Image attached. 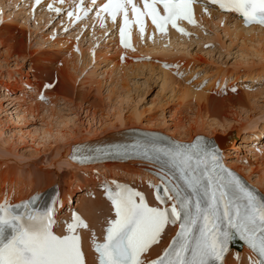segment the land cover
Segmentation results:
<instances>
[{"label":"rangeland","instance_id":"obj_1","mask_svg":"<svg viewBox=\"0 0 264 264\" xmlns=\"http://www.w3.org/2000/svg\"><path fill=\"white\" fill-rule=\"evenodd\" d=\"M5 10L10 11L11 8H4L3 12ZM9 18H12V21L17 19L22 20L12 14L9 15ZM12 21L8 24H11ZM19 26L20 25L14 26L15 32L13 35H6L0 38V104L3 106V112H0V155L3 154V156L8 157L7 160H9L8 163H6V158H0V190L6 185L7 188L5 187L4 190L7 192H22L24 190L33 189L31 187L35 185L36 182H46L49 178L50 181H48L51 182V179L56 180L57 178L58 182L48 187L57 186L60 188V191H63V193L61 191L62 195L65 194L67 199H69V201L63 199L66 202L61 205L59 210L61 214H65L70 210L71 212L69 215L71 217L76 214L82 216L77 202L79 204V199L92 200V192L88 198H86L85 192L93 190L95 193L94 183L95 185L99 183L102 184L105 177L111 179L115 176L117 178L119 177L118 179H123V176L127 174L121 169L116 171L115 169H101L98 171H88L85 175L78 171L80 173L79 175L73 168H67L65 165L58 164L57 154L59 155V151H61L62 142L58 140L53 141V139H51V142L47 141L46 143V141L43 142L44 140L38 139L40 138L39 134L42 133L41 131L50 127V125L47 127L45 126L47 123L46 121L49 120H47L45 116L42 118L40 111H34L24 116L17 113L21 118L12 121V119L10 120L9 114L12 110L16 109L17 106H20L19 108L21 110L24 108L32 112L37 108L36 106L34 107L37 103L41 105L39 110L42 108L46 109L49 101L50 107L48 110L50 112H54L58 116L66 117V119L78 120L76 125L79 129L81 128L80 132L82 135L87 133L86 135L90 138L93 133L92 131L87 132L86 129H93L92 127H94V122L89 123L92 111V114L102 117L103 120H109L110 118L113 120L116 115H120L124 119L130 118V114L135 112L137 114L135 116L141 115V118H143L142 120L161 124L163 126L161 129L167 131V129L174 130L173 126L177 124L183 125L192 122V118L195 116L199 119L200 117L198 116H202V113H204V116L210 115V120L216 121L217 119L219 122L223 121L233 124L237 121V115L241 114L242 117L248 116V118L253 117L260 111V108L262 109L264 107V62H260V57L254 55L256 50H261V47L258 46L253 49L252 46L255 44L249 41L245 43V46L240 37H235L233 28L230 27L229 24H225V22L219 23L220 29L218 28L216 30L213 36L214 39L211 41L212 43L206 41L205 39L207 38H205L203 42L200 41L196 43V40L199 39L201 35L205 36L209 33L206 27L204 28L205 30L197 32V35L194 34L187 40V42L190 41L189 47H182L181 52L177 54L184 56V59H182L185 60L184 70L181 72L179 71L180 65L166 68L172 71L170 78L173 79L172 81L174 84L177 83L185 87L189 86L188 88L194 93H202L203 95H209V97L217 99V102L216 100L215 102H211V104L209 102V106H206L204 109L202 104H199V106L201 105L202 107L201 109V107L198 106V101H195L193 98L191 100L186 98L185 100L184 97L179 98L175 96V94L172 93V88L174 87L168 82V84L165 83L168 86L163 85L164 83H162L163 81L160 79V77L164 76L162 72L165 73L168 71L160 70L158 66L156 67L154 64L149 63V60L146 61L147 63L131 64L127 68L115 70L114 72L111 71L109 65L107 66L103 56H98L99 58L97 57L91 61L85 59L84 61L88 63L86 65H80V61L75 60L73 54V52H76L72 49H67L68 46H70L68 43L67 45L64 44L65 46L63 47H58L59 50L58 48H47V46H42L37 49L36 43H38L40 37H38L37 40H33L35 33L29 30V28L23 29ZM50 26L51 25H47L43 33L48 34L49 30L51 31L54 28V26L52 28ZM228 29H230V32L228 31L229 34H226ZM39 31H41L40 28L36 30V32ZM59 38L58 35H55L52 37V40L54 41ZM99 47L100 45L98 48ZM15 49L20 51V53L15 54ZM65 50H67V52ZM44 52L45 55L47 54L46 56H44ZM182 52H184V54ZM196 55H200L203 58L197 57ZM156 57L157 56H150L153 63H155ZM243 58L250 63L245 65L242 60ZM235 62L237 64L241 62L243 65H235ZM73 65L77 66L74 67L77 69V73H80L76 80L74 79L75 82H73L71 78V72H67V70L64 71V74L67 75V82L74 86V91H69V94L72 95L66 92L68 96L60 93L59 95L62 96L58 97L57 95L49 93L47 100L45 98H38L31 101L30 96L28 97L27 95L29 93L25 94L28 89L25 85L39 86L40 83L42 84L43 82L49 81L51 82L50 89L52 90L57 84L56 79L51 80L52 77L57 74L52 71V69H64L65 66H70L72 68ZM136 67H139L140 70L134 69L131 71L132 68ZM48 69L51 71L49 72ZM150 69H155V73L151 74V72H149ZM168 73L170 74V72ZM242 76L244 80L240 78ZM249 76L256 78L254 82L258 81L256 83L252 82ZM36 78H42L43 81L39 82ZM236 81H241V83H236ZM98 83L102 85L99 84L98 86ZM194 87L197 88L194 89ZM245 87H250L252 89H248L247 91L244 89ZM248 93H255L257 95V98L254 99L255 102H248L246 96ZM46 94L48 95V92ZM61 97H65V100ZM214 103H216V105ZM56 110H58V112H56ZM76 117H78V119H76ZM189 119L191 121H189ZM42 120H45V122H43L44 124ZM67 126L73 127V123L68 122ZM119 127L120 126L117 124L115 128L108 127V129H102L99 134L105 131L104 134L109 132H122L121 129H118ZM263 130L264 126H262L261 130L255 132V136L250 134L248 136L249 138L245 140V143L240 146L241 150H235L238 155L235 156L234 154L231 156L227 154L228 152H232V149L225 153L228 157H231L230 161H236L237 165H247V167L253 170L255 169L256 171H253L251 177L253 179H258L260 175L262 179L259 178V180H263L264 177L261 175V172L264 173V163H261L260 160L257 162L252 160L251 155L255 153L248 149V147L252 149L251 143L255 141L253 140L252 142V136H262L260 141H264ZM21 135L28 136L29 138H24L20 141L19 137H21ZM243 136L244 134L240 133L237 139H242ZM39 140L42 142H39ZM56 142L60 144V146L57 145ZM216 142L220 147L224 146L222 144L224 140L220 137L217 138ZM237 143L241 142L239 141ZM262 156L264 155L262 154ZM239 159H243V162H240ZM247 161H249V164ZM11 183L14 184L12 189L9 187L12 186ZM48 187L44 188L49 189ZM56 190L59 191L58 189ZM96 190L101 192L102 188L97 187ZM261 191L263 190L261 189Z\"/></svg>","mask_w":264,"mask_h":264},{"label":"snow or ice","instance_id":"obj_2","mask_svg":"<svg viewBox=\"0 0 264 264\" xmlns=\"http://www.w3.org/2000/svg\"><path fill=\"white\" fill-rule=\"evenodd\" d=\"M92 2L95 4V0ZM142 2L141 9L133 0H107L97 11V16L107 13L113 23L117 16L123 18L119 28L122 46H130L125 39L131 23L129 9L141 36L144 17H150L161 33L171 24L187 35L183 28L177 27V21L194 23L193 0ZM211 3L223 11L238 14L245 26L253 23L264 26V0H211ZM68 15L71 17L72 13ZM153 151L162 150L154 148ZM164 154L179 170L182 183L161 179L156 199L164 207H151L141 193L119 185L115 191L108 192L115 218L107 221L103 243L93 241L98 264H145L142 254L159 242L168 224L178 222L176 236L161 256L149 264H222L234 233L264 257V200L224 168L215 150L204 142L178 145L175 151ZM34 205V198L21 205L0 202V264H86L77 229L88 225L73 215L72 222L62 226L69 234L56 235L54 207L39 211ZM257 264H264V260Z\"/></svg>","mask_w":264,"mask_h":264},{"label":"bare ground","instance_id":"obj_3","mask_svg":"<svg viewBox=\"0 0 264 264\" xmlns=\"http://www.w3.org/2000/svg\"><path fill=\"white\" fill-rule=\"evenodd\" d=\"M18 1H21L20 3H23L21 7L18 6ZM54 2L56 3L55 7H56V9H59V12H57V11L52 12L51 10L43 11L42 8L44 7L45 4H42L39 8L36 9V11L34 13H31L27 9V6H29V3L27 0H10V1L9 0H0V38L4 37L6 35H13L15 32L14 26L20 25L23 29L29 28V30H32L33 33H35L33 40H37L38 37H40L38 43H36L37 49L41 48L42 46L43 47L47 46V48L49 47V48L54 49V48H58V47H63V46H65L64 44L67 45V43H68L71 47L68 46V48H67V46H66V48L72 49L73 51L76 52V53L73 52V54H74L75 60L80 61V63H81L80 65H82V64L86 65L88 63L87 61H84L85 59L88 61H91V60L96 59L98 56H103L104 61L107 63V66L109 65V67H111L112 72H114L115 70H121V69L127 68L131 64L147 63L145 61L147 58L143 57L144 55H146V56H148V55L157 56V58L159 59V61L155 62L157 64L153 63L152 59L149 60V63L154 64V66H156V67L158 66L160 68V70L170 72V74H169L168 72L164 73L161 71L164 74V76L160 77V79L163 81L162 82V83H164L163 85H167L168 83H170L172 85V87H174V88H172V87L171 88H172V93L175 94V96H177L179 98L184 97L185 100H186V98L190 99V100L193 98L195 101H198V106H199V104H202L203 109L206 106H209V102H210V104L213 101L215 102V100L217 102V99H214L213 97H209V95L206 96V95H203L202 93H199V92H198L199 94L192 92L188 88L189 86L185 87V86H180L177 83L174 84V82L172 81L173 79L170 78L172 71L167 70L166 68L164 69V67H163V64L170 63L171 65H175V63H179V65H180L179 71L181 72L182 70H184L185 60H182V59H184V56L177 55V54H179L181 52L182 47H187V46L189 47L190 41L187 42V40H189V39H184L183 36H180V37H178L176 35L171 36L170 38H172V39L169 40L168 43L165 45L167 47H170V48H167L164 46L163 42H160L157 38L152 40V38L148 34V36H147L148 41L147 42H149V44H147V42H145L146 40L143 42V45H146V47H148V48H146L145 46L142 47L141 43L138 42L134 51L125 52V51H122L119 48H117L114 40L111 37L108 39L109 40L108 43L101 45L96 50L94 48L97 45V42L91 41L87 44L86 39L81 40L82 36H80V34L82 33L83 30H85L84 32L87 31L90 33L91 39L101 38V37H104V35H107L108 29L103 30V29L96 28V26L92 27L93 22H84V23L80 22V23H78L74 20L65 21L64 18H62L58 24L61 25L62 27L66 26V28L71 27L70 29H72L71 32H73V33L65 34L64 36H59L60 37L59 39H55L53 41L52 37L55 36L56 34H60L59 33V30H60L59 26L56 24L51 25L50 27L52 28L54 26V28L51 31L49 30L48 34L43 33L45 30L44 28L48 25V22H50V20H52L54 17H57V16H58L57 18L60 17L59 15H60V12L62 10V7L64 5H66L67 3H69V1L64 0L63 6L60 4L62 2V0H55ZM4 8H11V10L10 11L5 10L3 12ZM10 14H12L15 17H19L22 20L17 19V20L12 21V18H9ZM11 21H12V23L8 24ZM202 21H203V24L206 26V29L208 30L209 33L206 34L205 36L201 35L199 37V39L196 40V43H199L200 41L203 42L205 38H207V39H205L206 41H209V42L213 41V39H214L213 36L216 33V30L219 28V23L225 22V24L227 23V24H229L230 27L233 28V31L235 33V37H240L244 44L247 43V41H249V42H252L253 44H255L252 46L253 49L258 47V46L261 47L260 51L259 50H256V52L254 50L253 51L255 52L254 53L255 56L260 57L259 58L260 62H264V49H263V47H264V29H256V28L244 29L241 27L240 23L237 20H235L234 18L220 17V18L215 19V16H212L210 14H207L205 16L200 14L199 23H202ZM35 27H37V28H35ZM39 28L41 29V31L36 32V30H38ZM193 31H196V29H194ZM228 31L230 32V29H228L226 31V34H229ZM36 35H37V37H36ZM84 45H85V47H84ZM245 46H246V44H245ZM173 49H175V50H173ZM58 50H59V48H58ZM65 51L67 52V50H65ZM14 53L15 54L20 53V51L15 49ZM182 53L184 54V52H182ZM43 54H44V56L47 55V54L45 55V52ZM121 55H122V61H119L118 57ZM19 56H20V54H19ZM70 56H72V55H70ZM196 56L203 58L200 55H196ZM242 60L244 61L245 65H248V63H250L249 61H246L244 58ZM50 62H51V60H50ZM236 62L234 63L235 65H239V66L243 65V64H241V62H238L239 64H237ZM74 66H76V65H73L72 68L70 66H65L64 69H62V68L61 69H59V68L52 69L51 68L52 71L57 73L51 79V80L56 79V83H57L56 86L54 87L55 89L54 88L52 89L53 91L50 89L51 82L49 81V82H43L42 84L40 83L39 86L38 85H35V86L25 85V87L28 88L27 92L25 94L29 93L27 95H28V97L30 96L31 99L30 98L29 99L31 101L33 99L39 98V95H40L39 91L42 87L47 88L46 93L48 92V95L45 93L46 95L44 94L45 96L43 97L46 100L49 97V93L57 95L58 97L62 96L63 94H66V92H67V94H69V91H71V92L74 91L73 90L74 86H72L71 84H69V82H67V75L64 74V71L65 70H67V72L70 71L71 73L70 72L69 73L71 75V78L73 79V82H75L76 78L79 76L80 73L79 74L77 73L78 71H77V69H75ZM81 69H83V68H81ZM134 69H139V67L132 68L131 71ZM50 71L51 70H49V72ZM149 72H151V74L155 73V69H150ZM50 76H52V75H50ZM249 77H251V76H249ZM240 78L242 79L244 77L242 76ZM255 79H256L255 77H251L250 80L252 82H254ZM37 80L39 82L43 81L42 78H38ZM242 80H244V79H242ZM257 81H255L254 83H256ZM101 82H103V81H101ZM165 83H167V84H165ZM236 83H241V81L240 82L236 81ZM99 84L100 83H98V86H99ZM100 85H102V84H100ZM196 88L197 87H194V89H196ZM244 89L248 91V89H252V88H250V87L246 88L245 87ZM60 93H62V95H59ZM69 95H72V94H69ZM172 95H171V97H172ZM246 96H247L248 102L249 101L255 102L254 99L257 98V95L255 93H248V95H246ZM61 98H63V100H65L64 99L65 97H61ZM182 100H184V99H182ZM240 101H239V103H240ZM214 104L216 105V103H214ZM35 106L37 108L35 110H33L32 112L30 110L28 111V109L26 110L24 108L21 110L19 108L20 106L19 107L17 106L16 109L13 108L14 110H12L9 114L10 120L12 119V121H14V120L16 121L17 118L19 120V118H21V116L33 113L34 111H36V112L40 111L41 115H42V116L41 115L40 116L42 118H44L43 116H45L46 119L49 120V121H46L47 123L45 124V126L47 127L48 125H50V127H49L50 129L48 127L45 130L42 129L43 130V131H41L42 133L39 134L40 138H38V137L37 138L44 140L43 142L46 141V143H47V141L49 142L51 139H53V141L58 140L59 142H62L61 151H62V149H63V151L62 152L59 151V155L57 154V156H58L57 162H59L58 164L65 165V166H67V168L71 167L75 171L81 172L83 175H85V173L88 171H92V170L98 171L101 169H115V171L121 169L127 174V175L123 176L124 178L122 177L123 179H118L119 177L117 178L115 176H113L111 179L108 177H105V179L103 180L104 182L102 184L99 183L98 185H95V183H94V186H95L94 190L96 191L95 193H97V192L98 193L95 194L93 190H91L89 192H85L86 198H88V196L92 192V194H93V197H91L92 200L79 199V204L77 202V206L80 208V211H81V213L85 219L84 222L88 225L87 228H78L77 229V232H78V234H80L81 239L83 241L82 243L84 244V248H86L87 264H93V261H92V256H94L93 248H92L93 247L92 246L93 241L98 242L103 238V236L105 234V229L107 227V221L113 219L112 217L114 214H112V208H111L112 205H111L110 200L108 199V192H112V191L116 190L115 182L116 181L124 182V183L132 185L133 187L141 188L143 190V193L145 194V196H147V199H148V202L150 203V205H155L153 197L151 196L152 191L154 189V186H153L154 180H152V178H150L148 176V174L144 171L143 168L145 167V165L143 164L142 166H139L138 161H134V162L130 161V162H127L125 164H121V163L105 164V165H102L101 167H97L95 169L81 168L77 165H74L67 158L69 151H70V147L73 144H80V143H82L84 141H88V140L96 142V143H101L102 141L112 142V141H117L119 139H122L123 136L119 135L122 132H117V133L109 132L107 134H104L106 132L105 131L104 133L99 134L100 130L108 129V127L115 128V127H117V124H118L120 126L118 129H122V128L123 129H129V128H133V127L134 128L139 127V128H144V129L149 130V131L150 130H161L163 132H168V133L172 134L173 136H176L178 139L185 138V139L191 140L194 135H198V134H204V137H206V138H211V136H213L216 133H218L219 136L220 135H228L227 136L228 138L222 139L220 137L222 140H224V143H222L224 146H222V147H226L227 151H230V149H232V152H228L227 154H230L231 156H233L235 154V156H236L238 154L235 150H241L240 146L245 143V140L249 138L248 136L250 134L254 135L256 131L261 130L262 126H264V107L262 109L260 108V111L256 115H254L253 117L248 118V116L242 117L241 114L237 115L238 116V117L236 116L237 121L234 122L233 124L229 123V122H223V121L219 122V121H217V119H216V121L210 120L211 119L210 115L204 116V113H202V116H204V117L199 115L198 117H200V118L197 119L195 116V117H193L194 119L192 118V122H190V123L186 122L187 124H183V125L177 124V125L173 126L174 130L167 129V131H164L161 129V128H163V126L161 124H155V123H152L151 121L149 122L148 120H142L143 118H141V115L135 116V115H137L135 112L130 114L131 115V117L129 116L130 118L124 119L120 115H116V117H114L113 120L111 118L109 120H103L102 117H98V115L92 114L93 113V111H92V113L90 112L91 114H90V118H89V123L94 122L93 123L94 127H92L93 129H89L87 127L88 129H86L87 132L92 131V133H93V135L91 134L92 137L90 138L88 135H86L87 133L85 135H82V133L80 132L81 128L79 129L78 126L76 125V122L78 120L75 121V119L74 120L69 119V118L66 119V117L58 116L54 112H50L48 110V108L50 107L49 101H48L46 109L42 108L39 110V107H41V105L38 103L36 105H34V107ZM199 107H201V105ZM202 107H201V109H202ZM54 109H56V108H54ZM0 112L1 113L3 112V106L1 104H0ZM56 112H58V110H56ZM5 113H7V112H5ZM17 113L21 114V116H19V114H17ZM94 113H95V111H94ZM87 114H88V112H87ZM2 118H3V116H2ZM76 119H78V117H76ZM0 120H1V118H0ZM45 120H42V123L45 122ZM189 121H191V120L189 119ZM68 122L73 123V127H68L67 126ZM230 124H232V125H230ZM235 125H237V126H235ZM83 131H84V129H83ZM38 132H37V135H38ZM263 132H264V130H263ZM240 133L244 134V136L242 139H237V137L240 135ZM254 136L251 137L252 142H253V140H255L253 143H251L252 149L250 147H248V149H250L251 151H254L256 156H255V154L251 155V159L254 160L255 162L260 160L261 163H264L263 162L264 156H262V154L264 155V144L260 141L262 136H258V135H256L257 137H254ZM24 138H29V137L25 136V135H21V137H19L20 141ZM41 140H39V142ZM239 141L241 143H237ZM23 142H25V141H23ZM56 144H57V142H56ZM57 145L60 146V144H57ZM35 146L39 147L37 145H35ZM40 146H41V144H40ZM257 149L259 150L258 152H256ZM249 153H250V151H249ZM227 154L223 153V156L224 155L227 156ZM15 157H16V155H15ZM0 158H6V160H5V162L7 161L6 163H8V161H9V160H7L8 157H4L3 154L0 155ZM229 158H231V157H229ZM242 160L239 159L240 162H243ZM247 163L249 164V161H247ZM2 165H3V163H2ZM230 166L235 167L239 171H242L245 174V176H241V174H239V173L238 174L241 177H245L246 179H248L249 183H252L257 188L258 187L261 188L263 190L262 192L264 193V177H263V180H259V178L262 179L260 175H259V178L257 177L258 179H251L252 178L251 176L253 175V171L255 169L253 170L252 168L247 167V165H243L244 167L237 165L236 161H234L233 163L231 162ZM257 169H259V168H257ZM259 171H261V170L259 169ZM262 173L263 172H261V175L264 176L263 175L264 173L263 174ZM79 175H80V173H79ZM47 181L46 182L41 181L40 183L36 182L35 185H32V187H31L33 189H28V190H24V191L20 190L22 192L10 191L14 187V184L11 183L12 186H9V187H11V189L9 190L10 194H8V195H6V193H4V188L5 187L7 188V186L5 185L0 190V202H3V200L10 202V203L11 202H19L20 199L27 198L31 195L47 193V195H49L51 197V199L53 200L52 204L58 210L57 207L59 206V202H61L63 204L66 202L63 199H65L67 201H69V199H67V196L65 194L62 195L63 191L61 190L62 191V193H61L60 188H58L57 186H52L51 188L48 187V186H51L52 184H54L55 182H58L57 178H56V180L51 179V182H49L50 180L48 182ZM97 181H98V178H97ZM3 184H5V183H3ZM102 186L104 187V189L106 188V190L104 192L103 191L100 192V191L96 190L97 187L102 188ZM44 187H48L49 189H45ZM41 188H43V189H41ZM56 189H58L59 191H57ZM54 216L58 217L55 213V210H54ZM62 218H69V215L64 214V216H62ZM57 230H58L57 232H59L63 235L68 233L67 229H65V230L64 229H62V230L57 229ZM176 230H177L176 228H174L173 230L168 229L165 232L164 237L162 238V241L158 245H156V247H154L153 250L148 255H144L142 257V260L149 261V260L153 259L154 257L162 254V252L167 247V244L170 242V239L174 235ZM230 244H231L230 252L225 256V258L223 260L224 261L223 264H257L258 261L255 260L254 257H252L251 253L243 245L238 244V241L231 240Z\"/></svg>","mask_w":264,"mask_h":264},{"label":"water","instance_id":"obj_4","mask_svg":"<svg viewBox=\"0 0 264 264\" xmlns=\"http://www.w3.org/2000/svg\"><path fill=\"white\" fill-rule=\"evenodd\" d=\"M217 136H218V134H216V135L214 136L213 139H215ZM227 136H228V135H223L222 138H223V139H224V138H228Z\"/></svg>","mask_w":264,"mask_h":264}]
</instances>
